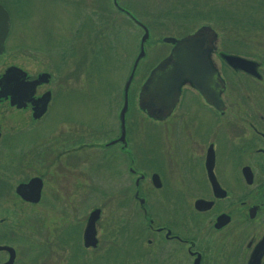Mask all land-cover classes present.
Wrapping results in <instances>:
<instances>
[{
    "label": "flooded vegetation",
    "instance_id": "flooded-vegetation-1",
    "mask_svg": "<svg viewBox=\"0 0 264 264\" xmlns=\"http://www.w3.org/2000/svg\"><path fill=\"white\" fill-rule=\"evenodd\" d=\"M162 1L168 4L166 12L170 18L169 20L160 18L155 26L166 28L167 30H164L168 33L155 36V44L149 45V49L150 46H157L156 52L169 53L173 45L165 42L164 37L180 38L194 33L201 26H210L216 37L211 41L209 59L216 73L220 101V106L215 107L187 81L181 86L179 97L171 113L165 118H150L138 107L154 123L163 122L171 115V146L173 147L171 163L169 162L171 185H179L169 188L171 192L167 195V199L171 198V219L163 215L157 216L153 211V205L156 208L158 206L151 202L148 193L144 194L142 190V184L146 181H150L156 190L163 188L167 178L166 165L162 164L159 167L162 172L156 166H149L147 173L142 171L143 169L137 165L136 152L129 146L127 131L126 144L118 141L121 134L120 110L117 116V134L112 138L90 144L91 146L84 143L64 144L65 138L68 141L67 135L62 130L64 123L71 122L74 127L88 125L80 120L78 115L72 114L74 100L70 105L64 101L69 92H75L77 89H59L58 144L55 147L45 144L31 146L32 131H37L52 102L53 91L47 87L51 73L47 82L39 81L33 87L32 81H37L42 73L47 72L34 70L29 56L24 57V60L6 59L11 56L9 44L14 31V21L23 7L19 5L18 0H0V6L6 11L9 19L8 31L0 51V78L12 66L25 73V76L18 81L9 82V86L17 85L16 87L19 88L9 89L7 95L5 93L2 95L0 84V161L5 158V153H15L10 162L11 175L14 172L18 175L0 177V264H31L30 231L23 223L14 221L16 208L20 209V214L24 217L29 212L21 208L41 204L46 199V195L48 196L46 200H56L58 198L56 184L69 177L72 193L84 184L94 190V159L97 158L110 166L113 153L125 159L126 173L134 177L132 198L138 205L137 211L144 223L140 227L139 234L131 236L137 242L134 248L136 256L124 257L116 264H264V55L261 54L264 52V0H234L233 12H228L231 14L230 18L225 17L223 20L217 18L218 24L220 21L223 24L226 20V24L232 25L234 31L232 37H219L220 30L210 22L184 30V33L171 35V2L183 11L181 14L186 16L185 24L191 19L192 12L205 15L208 11L207 4L205 0ZM136 2L137 5L142 6L145 2L153 3V0ZM111 3L119 14L142 30L140 40L144 34V27L147 28L149 36L144 43L147 52L146 43L151 40V33L155 27H150L149 23L140 19L137 9L131 7L130 0H111ZM198 7L199 9H196ZM155 9L156 12L160 11L159 8ZM183 15L178 18H182ZM241 33L247 34L248 37L240 36ZM226 55L241 57L249 62L242 66L232 65L227 61ZM71 76V81L75 80L73 72ZM68 82L61 79L59 85L62 88ZM47 93L50 94V99L46 111L40 117H34L33 114L39 107L37 105L41 103L39 100ZM63 101L67 108L65 112L62 111ZM197 104L205 107L212 117L210 131H206V135H202L201 139L197 135H192L194 131L189 133L193 127L201 126L203 122L193 111L192 107ZM216 129L220 132L214 134ZM70 133L72 134V130ZM76 140L78 139L74 141ZM112 141L114 142L110 143ZM188 141L196 144L189 145ZM88 149L90 151H87ZM93 149L99 150L92 151ZM149 152L152 153L153 159V151ZM32 158L41 160L42 171L31 174ZM150 160L146 161L151 163ZM56 161H60L62 166L56 170L54 177L50 168ZM81 165L88 167L87 173L81 171ZM198 173L203 183L197 181ZM153 174L158 175L161 184L158 188L153 184ZM34 178H38L41 182L39 199L36 202L23 198L17 192L20 185L28 184ZM48 180L53 185L52 189L48 188ZM24 189L28 188L24 187ZM118 192L121 194V199L125 197L122 190ZM198 200L203 201L200 208L196 205ZM8 201L11 202L10 207ZM47 204L53 205L49 200ZM99 209L100 214L95 222L97 239L95 246L86 247L83 240L84 229L92 210L87 215L82 231V245L89 250H94L99 245L97 222L101 216V208ZM117 226L119 228L116 231L122 237L127 236L129 227ZM72 228H74L72 231L74 249H78V224ZM63 233L67 234L60 238V243L66 246L71 234H68L69 231ZM50 245L43 242L38 258L42 257L46 261L52 255ZM109 245V255L116 256L119 251H115L116 247H112L113 244ZM126 250L128 251V248ZM72 253L76 254L71 256V261L76 263L77 250Z\"/></svg>",
    "mask_w": 264,
    "mask_h": 264
},
{
    "label": "rangeland",
    "instance_id": "rangeland-1",
    "mask_svg": "<svg viewBox=\"0 0 264 264\" xmlns=\"http://www.w3.org/2000/svg\"><path fill=\"white\" fill-rule=\"evenodd\" d=\"M136 1L130 0L131 7L137 9L142 21L155 28H152L151 40L146 43L145 47L147 52L138 62L128 89L126 131L129 146L136 152L137 165L143 169L142 171L147 173L149 166H156L162 172L159 167L162 164L166 165L167 178L163 188L156 190L150 181H146L142 184V190L144 194L148 193L150 201L158 206L156 208L154 203L152 204L156 215L171 219V198L167 199V195L171 192L169 188L179 186L178 184L171 185L170 156L173 149L171 146V115L163 122L154 123L137 106L141 84L149 71L168 53L156 52L157 46H150L149 49V45L155 44V36L168 33L164 30L166 28L161 29L155 26L156 22L162 18L169 20L170 17L166 12L168 4L161 0H153L150 4L147 2L140 4L142 7L137 5ZM138 1L141 3L140 0ZM198 1L202 2V0ZM205 1L208 8L205 7V10H208L207 13L202 15L199 12H192L191 19L186 24L184 21L186 16L181 14L183 11L171 2V35L181 34L184 30L210 22L220 30L219 37H232L234 33L232 25L226 24V20L223 24L221 21L218 24L217 18L222 20L225 17L230 18L231 14L228 12H233L235 1ZM18 3L23 9L15 18L14 31L9 44L11 56L6 59L24 60L26 56H29L34 70H45L51 73L47 87L53 91L52 102L43 122L38 126L37 131H32L31 146L45 144L55 147L58 144L59 89H77L75 92H69L64 101L70 105L74 100L72 114L78 115V118L88 125L74 127L75 125L66 121L62 130L67 135L68 141L65 138L64 144L84 143L89 146L115 136L118 129L117 116L123 102V88L138 54L142 30L128 18L119 14L114 9L111 0H18ZM154 7L159 8L160 11L156 12ZM180 15L183 17L179 19ZM239 35L248 37L245 33ZM261 54L264 55V52ZM72 72L75 76L74 82L71 81ZM61 79L69 81L62 88L59 85ZM64 101L63 112L67 110ZM192 108L203 122L201 126L193 127L189 133L194 131L192 135H197L201 139L202 135H206V131H210L212 117L209 116L205 107L199 104ZM219 132L216 129L214 134ZM76 138L78 140L74 141ZM188 144L195 145L196 143L188 141ZM94 150L99 149L92 151ZM149 151H153V159ZM14 154L12 152L4 154L5 158L3 157L0 161V177L18 176L15 172L11 175L10 162ZM111 156L110 166L100 162L97 158L94 159V190L84 184L72 193L69 177L56 184L58 198L52 201L48 199L50 203H53L52 206H48L46 195V199L41 204L21 208L29 212L24 217L20 214V209H15L14 221L23 223L30 231L29 259L31 264H44L45 262L46 264H116L124 257L135 255L134 248L137 242L132 237L139 234L140 227L144 223L137 211L138 205L132 198L134 177L126 173L127 164L123 157L120 158L116 153ZM148 159H151V163L146 161ZM42 166L41 160L32 158L31 174L42 171ZM61 166L60 161L54 162L50 168L51 175L53 172L55 177L56 170ZM87 170L86 165H81V171L87 173ZM197 181L203 183L199 173ZM48 188H53L50 180H48ZM119 190L124 193L125 197L122 199ZM10 203L8 201L9 207ZM96 207L101 208V216L97 222L99 245L96 249L89 250L82 245V231L88 213ZM77 224L79 246L78 249H74L72 233L74 228L72 227ZM117 225L129 227L127 236L122 237L116 231L119 228ZM66 231L70 232L68 234H71V237L67 245L63 246L60 238L66 236L67 233H63ZM43 242L51 244L52 255L46 261L42 257L38 258ZM109 244H113L112 247H116L115 251H119L116 256L109 255ZM74 250H77L78 254L76 263L71 261V256L76 254L72 253Z\"/></svg>",
    "mask_w": 264,
    "mask_h": 264
},
{
    "label": "water",
    "instance_id": "water-1",
    "mask_svg": "<svg viewBox=\"0 0 264 264\" xmlns=\"http://www.w3.org/2000/svg\"><path fill=\"white\" fill-rule=\"evenodd\" d=\"M9 19L6 11L0 6V51L2 43L8 31ZM149 36V32L144 27V34L140 40L139 52L134 59L132 68L127 77L123 88V105L119 112L121 122V134L118 141L126 144L125 134V114L128 108V89L134 76L138 62L145 55L144 43ZM216 35L210 26L204 25L192 34L176 38L173 36L164 37V41L171 43L172 49L163 57L149 72L142 83L138 93V107L144 111L150 118H165L171 113L180 93L181 86L185 82H190L201 95L215 107L220 106L218 97V83L216 73L213 69L209 53L212 49L211 41ZM232 65H246L249 61L233 55L225 56ZM25 76V73L17 67H9L0 78L1 89L7 95L9 89L19 88L9 86V82L18 81ZM50 78L49 73H42L37 81H32V86L36 83L47 82ZM1 92V91H0ZM50 94H44L35 112L34 117H40L47 109V103ZM114 141L110 142L113 143ZM152 181L155 187H160L158 175H152ZM41 182L38 178L32 179L28 184L20 185L17 192L25 199L38 201ZM27 187L28 189H24ZM202 200H198L196 205L201 207ZM100 214V209L95 208L89 214L84 233V245L95 246L97 243L95 222ZM1 248V247H0Z\"/></svg>",
    "mask_w": 264,
    "mask_h": 264
}]
</instances>
